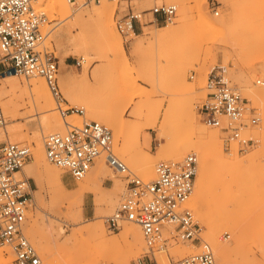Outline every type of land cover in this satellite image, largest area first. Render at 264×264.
Here are the masks:
<instances>
[{"label":"rangeland","instance_id":"374dc122","mask_svg":"<svg viewBox=\"0 0 264 264\" xmlns=\"http://www.w3.org/2000/svg\"><path fill=\"white\" fill-rule=\"evenodd\" d=\"M50 1L52 8L45 4L46 7L45 1L41 8H37L44 11L51 21L46 27L48 34L43 41L45 46H41V49L51 52L57 60V83L64 99L60 103L61 109L68 106L82 108L84 115L79 117L72 114L62 119L58 105L41 76L17 77L19 85L24 87L32 78L42 79L52 99L55 114L67 123L78 121L76 125H80L83 121L93 120L91 116L94 114L101 116L111 111V107L116 113H122L121 123L124 128L121 133L115 132L104 122L94 121L112 131L113 151L128 169L141 179L150 180L155 176V164L161 160H170L162 156L160 146L166 142L178 144L190 134L178 105L186 100L184 98L187 95L184 83L179 79V75L184 74L185 84L194 89V99L187 102L191 106L195 123L216 131L219 140V149L211 160V171L206 178L210 207L201 204L198 212L190 207L200 226V237L213 251L212 245L205 239V222L210 220L209 223L217 225L220 220H226L228 228L219 232L218 240L221 244L230 245L234 251L224 259L213 251L216 264H264V87L256 84L248 86L264 77V0H198V4L186 0V6L189 7L188 20L180 29L181 35L170 48L160 52L155 48L154 38L147 32L181 26L177 0H165L178 6L172 23L145 25L134 35L126 36L117 32L116 19L127 14L130 9L140 11L149 8L154 1L148 0V5L142 7L141 1L113 0L110 19L124 48V58L112 56L105 46L97 50L92 47L90 55L84 56L82 50L76 49L67 40L75 39L85 31L87 40L92 45V42H96L98 22L89 14L92 15L94 4H102L104 0H92L82 6ZM197 8L215 28L203 25ZM61 30L65 32L64 39L67 41L58 44L55 37ZM138 43H141V47L135 52L134 45ZM152 44L154 50H151ZM217 67L225 68L229 85L247 101L249 111L242 122L241 134L252 137L254 144L245 150L240 149L228 133L205 125L198 115V107L207 94L206 77L212 68ZM126 76L136 79L139 88L149 94L147 99L131 98L124 87ZM84 77L86 82L83 81ZM67 79H71L73 84ZM4 100L0 96V105ZM21 100L25 107L20 108L11 121L15 126L20 125L21 140L13 143L29 147L31 158L26 163L29 165L33 162L34 134L43 133V145L44 137L51 132L44 130L37 111L30 112L27 96L23 95ZM157 109L158 117L153 127L152 118ZM166 109L170 110L171 118L161 125ZM253 114L259 118L256 125L249 119ZM3 115L7 122L4 112ZM65 131L64 126L56 132ZM1 137L5 138V135ZM226 138H229L228 142ZM193 152L191 150L190 153ZM194 154L198 158V173L200 158ZM147 161L149 170L144 165ZM46 162L53 171L44 175L38 184L34 183L24 168L17 174L29 178L34 184L26 229H33L40 234L47 250L39 248L26 235L38 252L41 264H133L144 257L146 246L143 239L139 244L122 239L127 227L133 226L140 230L138 225L123 222L119 230L109 231L104 223L105 217L113 213L125 197V179L122 174L108 166L96 173V166L105 163L103 157H99L87 175L74 182L65 179L60 169ZM56 176L62 179L63 187L58 185ZM92 224L102 225L107 246L100 245L83 232L84 228ZM0 250L3 258H8V264H11L13 257L9 249L0 246ZM197 251V241H176L165 251L155 253L154 258L157 264H174ZM151 258L149 264H155Z\"/></svg>","mask_w":264,"mask_h":264},{"label":"built area","instance_id":"2783aa9c","mask_svg":"<svg viewBox=\"0 0 264 264\" xmlns=\"http://www.w3.org/2000/svg\"><path fill=\"white\" fill-rule=\"evenodd\" d=\"M91 1L67 0L73 6ZM153 1L149 8L130 9L116 19L118 33L126 36L142 30L144 25L170 24L175 20L176 3ZM35 2L0 0V78L41 76L62 119L72 114L83 117L82 108L60 107L64 99L57 83L58 63L51 52L41 49L48 34L46 27L51 21L44 11L35 7ZM255 84L264 87V77L256 79ZM205 88L207 94L198 107V115L204 124L228 133L242 150L252 146L253 138L241 134L242 122L249 111L247 101L229 85L225 68H212L206 77ZM249 119L254 125L259 122L254 114ZM64 122L67 125L65 132L47 134L43 139L46 160L60 169L65 179L74 182L82 180L99 157H103L112 170L123 175L125 197L120 206L105 217L104 223L109 231L119 230L123 222L140 227L146 252L133 264H149L151 256L157 264L154 254L165 251L176 241H197L198 251L174 264H216L212 248L200 237V226L187 205L198 166L194 153L179 161H158L154 168L155 177L144 180L133 174L115 155L113 135L108 127L94 120L83 121L80 125ZM4 124L0 106V128ZM229 138L225 141L228 142ZM30 158L29 147L19 143H0V246L11 252V264H41V258L25 232L34 184L23 175L17 176Z\"/></svg>","mask_w":264,"mask_h":264},{"label":"bare ground","instance_id":"6f19581e","mask_svg":"<svg viewBox=\"0 0 264 264\" xmlns=\"http://www.w3.org/2000/svg\"><path fill=\"white\" fill-rule=\"evenodd\" d=\"M44 1H45L44 5L46 4L47 6H49V8H52V5L50 4L51 3L50 0H36L35 7L41 8V4ZM57 1L68 3L67 0H57ZM130 1H141L142 7H145L146 5H148V0H130ZM187 1L177 0L178 6L180 9V14H181V26L179 28L170 27V28H165V29H162L156 32H150V31L147 32V34H150L151 37L154 38L155 48L157 49L158 52L164 50L165 48H170L181 35L180 29L183 26V24H185L188 20V8L189 7H187L188 5L186 6ZM193 1L196 4H198V0H193ZM112 5H113V0H104V3L102 4L96 3L94 4V8H92V11H93L92 15L89 14V17L94 16L95 21L98 22V24L96 25L97 26L96 27L97 40L96 42H92L93 45L90 43L89 40H87L88 35L85 31L81 32L77 38L75 37V39H72V40L67 39L72 42L73 46L76 49L82 50L84 56L90 55V51L92 50V47H94L93 50H97L105 46V47H108V49L111 51L112 56L124 58V48L122 46L121 41L119 40V37L110 19L111 12H112ZM197 12L202 17L203 25L210 27V28L216 27L212 22L208 21L203 16L199 8H197ZM220 23H223V21H221ZM64 37H65V32L61 30L57 33L55 37V41L58 44L66 43L67 40H65ZM41 46L44 47L45 43H43ZM140 47H141V43L134 45L133 51L137 52L140 49ZM151 50H154L153 44L151 45ZM16 79L17 77L15 76H8L5 78H0V96L3 99H5L0 106H2V109H1L2 112H4L7 116V120H6L7 122H5L3 127L0 128V142L6 141V142L13 143V142H19L21 140V137H19L20 125L15 126L11 124V121L17 115L18 110L20 108L25 107V103L22 102L23 99L21 100V97L23 95H26L29 100L28 105L30 106V109H31L30 112L37 111V114L40 115V118H39L40 124L44 127L45 131H48L51 133H61V132H56V131L58 130L61 131L62 127L64 126L67 129L66 123L64 121H61L59 117L55 114V108L53 106L52 99L42 79L32 78L31 81H28L24 87H21L18 81H16ZM179 79L181 82L184 83L185 93L187 95H186V98H184V100L185 99L186 100L182 101L180 104L178 103V105H180L179 106L180 114L182 115L184 123L189 129L190 134L187 139L180 141L178 144H174V143L172 144L171 142H166L165 145L162 144L160 146V153L162 154L164 158L170 159L172 161L178 160L183 156L185 157L187 154L191 152V150L194 151L193 153H196L197 155H199L200 164H199V170L197 173V180L194 183L192 194L187 202V205L189 207L197 210L198 212L199 206L201 204H205L207 208L210 207L211 199L209 197L208 182L206 178H207V175L211 171V160L216 155L215 154L216 151L219 149V146H218L219 140H218V134L216 131L209 130L195 123L191 106L187 102L189 101V99L191 100V98L194 97L193 86L185 84L184 74H180ZM254 79H255V76H254ZM67 80L69 81V83L73 84L72 83L73 81L71 79H67ZM83 81L84 82L87 81L86 77L83 78ZM254 84L255 82H251L250 84H248V86L252 87L254 86ZM124 87H125L126 92L131 96V98L132 97H144L145 99H147L149 96V94L145 93L139 88L136 79L133 77L126 76L124 78ZM83 108L85 107L83 106ZM111 108H112L111 111L101 116L94 114L93 116H91V119L104 122L108 126H110V128L114 129L115 132L121 133V131L124 128L123 124L121 123L122 113H116L114 111V108L113 107ZM158 111L159 110L157 109L155 117L152 118L153 122L151 126L153 127L156 124V119L158 117ZM139 112H136V115H139ZM170 118H171V112L169 109H166L163 113L161 125H164L167 121L170 120ZM62 122L64 123V126ZM69 124L76 125L78 124V121H75L74 124L72 123H69ZM2 134L5 135V138L3 137L4 139L1 137ZM42 136H43L42 132H36L34 134L33 136V144H34L33 162L32 164H29V165L25 164L22 167L24 168V170H26L29 177L32 178L35 184L40 183L44 175H47L53 171V168L49 166V164H47L46 162L47 160L44 154V147L41 143ZM163 137L165 136L163 135ZM164 139L166 140V137ZM148 162L149 161L144 163L147 170L150 169V165L148 164ZM106 166L108 165L105 164L104 162L99 163V165H97L95 168V172L97 173L101 169L105 170ZM56 181L60 187H63V181L60 177L56 176ZM199 215H200V212H199ZM36 221L38 220L36 219ZM209 221L205 222V227H206L205 239L212 245L214 253L219 255L221 259H224L227 255H229L231 252L234 251V248L230 247V245L221 244L218 240L219 232L228 228V225H227L228 223L226 220H220L219 223H216L217 225H214V224L209 223ZM103 229L104 228L102 227L101 224H92L84 228L83 232H85L89 237H91L93 240H95L100 245L107 246L108 243H107V240L105 239ZM25 232L27 235L31 237V239L37 244L39 248L47 250L45 245L43 244V239L40 234L35 232L33 229H26ZM122 239L125 241L130 240L132 244H135V243L139 244V242H141L143 237H142L141 231L138 228L129 226L123 231ZM8 262H9V259L3 258L2 252L0 250V264H8Z\"/></svg>","mask_w":264,"mask_h":264},{"label":"crops","instance_id":"0c3cea01","mask_svg":"<svg viewBox=\"0 0 264 264\" xmlns=\"http://www.w3.org/2000/svg\"><path fill=\"white\" fill-rule=\"evenodd\" d=\"M69 180V179H68Z\"/></svg>","mask_w":264,"mask_h":264}]
</instances>
